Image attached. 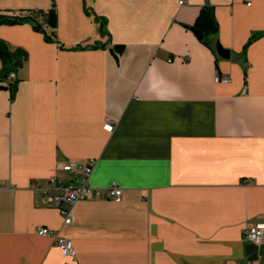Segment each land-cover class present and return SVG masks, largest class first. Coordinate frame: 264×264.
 I'll return each instance as SVG.
<instances>
[{
  "label": "crops",
  "instance_id": "crops-1",
  "mask_svg": "<svg viewBox=\"0 0 264 264\" xmlns=\"http://www.w3.org/2000/svg\"><path fill=\"white\" fill-rule=\"evenodd\" d=\"M53 3L55 30L0 24L27 53L14 96L0 87V264H264L244 239L264 223V0H0V15ZM203 10L205 40L188 28ZM92 158L89 184L122 200H81L63 225L34 185Z\"/></svg>",
  "mask_w": 264,
  "mask_h": 264
},
{
  "label": "built area",
  "instance_id": "built-area-1",
  "mask_svg": "<svg viewBox=\"0 0 264 264\" xmlns=\"http://www.w3.org/2000/svg\"><path fill=\"white\" fill-rule=\"evenodd\" d=\"M179 5H185L186 0H178ZM16 78V71H11L6 79L1 81L6 87ZM216 81L220 76L215 77ZM224 80H227L224 78ZM115 125L110 118H106L103 129L109 133L114 132ZM97 164V159L92 158L87 163L81 164L75 161H67L59 168L66 176L59 173L50 176L45 185L35 184L36 190H44L46 201L58 208L63 225L73 222L74 206L81 200H105L112 198L116 202L122 200L123 190L116 184H111L106 189L95 188L89 184L90 177ZM37 234L50 236L54 243L62 250L64 256L76 259V250L73 240L61 235L58 231L48 227H38ZM244 239L247 243L256 245L259 249L264 245V223H257L246 228Z\"/></svg>",
  "mask_w": 264,
  "mask_h": 264
},
{
  "label": "trees",
  "instance_id": "trees-1",
  "mask_svg": "<svg viewBox=\"0 0 264 264\" xmlns=\"http://www.w3.org/2000/svg\"><path fill=\"white\" fill-rule=\"evenodd\" d=\"M43 18L50 28H52L53 30L57 28L58 13L56 10L55 3L52 4V7L49 10H29L27 12V15L25 16L17 17L9 15H0V24H14L23 21L34 22L33 20H35L36 23H34L36 24V28L38 30H42L45 33L43 26L38 21L42 20ZM104 24L105 23H102L103 27ZM38 25L40 27H38ZM194 27H196L204 35V38L202 40H205L206 37L215 34L218 31V22L214 16L213 11L203 10L198 16ZM102 32L105 33L104 29H102ZM45 37L48 41L50 40V37L48 35H46ZM255 37L257 36L254 35L252 39H254ZM124 48L125 46L123 44H115L112 50L116 55H119L124 51ZM26 59L27 53L25 51L21 49L12 51L9 49L5 41L0 39V60L2 62V69L0 71V87H6L1 84V81L6 79L11 71H16L18 67L22 66ZM16 87V83H11L10 87H7L10 90L12 97L16 92Z\"/></svg>",
  "mask_w": 264,
  "mask_h": 264
},
{
  "label": "water",
  "instance_id": "water-1",
  "mask_svg": "<svg viewBox=\"0 0 264 264\" xmlns=\"http://www.w3.org/2000/svg\"><path fill=\"white\" fill-rule=\"evenodd\" d=\"M17 17H20V16H17ZM33 21L36 23L35 20H33ZM38 27H40V26L38 25ZM188 28L191 29L199 39L202 40L204 38V35L196 27L188 26ZM111 51L113 52V50H111ZM216 51L219 54V56L224 58V59H230V57H231L230 50L224 48L220 44L219 41H217V43H216ZM246 250H247V254L249 255L250 261H255L258 259L259 248L256 245L249 243L246 246Z\"/></svg>",
  "mask_w": 264,
  "mask_h": 264
}]
</instances>
